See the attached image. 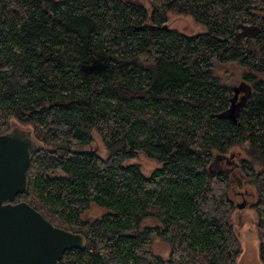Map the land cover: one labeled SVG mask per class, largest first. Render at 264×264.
Listing matches in <instances>:
<instances>
[{"label": "trees", "instance_id": "trees-1", "mask_svg": "<svg viewBox=\"0 0 264 264\" xmlns=\"http://www.w3.org/2000/svg\"><path fill=\"white\" fill-rule=\"evenodd\" d=\"M152 8L0 0V135L18 121L40 143L16 200L84 235L85 247L60 264H238L231 180L216 163L249 143L263 167L242 160L258 190L264 261V79L255 76L264 74V0H152ZM170 11L206 31L169 29ZM246 23L259 27L255 38L239 37ZM215 60L247 70L237 123L227 115L237 90L216 77ZM95 130L107 158L82 148ZM138 152L161 166L146 175L126 165ZM92 204L107 212L86 221ZM147 218L159 224L143 227ZM156 239L170 244L168 259L154 252Z\"/></svg>", "mask_w": 264, "mask_h": 264}, {"label": "water", "instance_id": "water-1", "mask_svg": "<svg viewBox=\"0 0 264 264\" xmlns=\"http://www.w3.org/2000/svg\"><path fill=\"white\" fill-rule=\"evenodd\" d=\"M240 28L242 38H255L260 31L252 25ZM236 97L227 114L235 123ZM39 147L29 129L16 127L0 135V264H60L66 251L85 247L83 234L57 226L27 201L16 202L28 190V170Z\"/></svg>", "mask_w": 264, "mask_h": 264}, {"label": "rangeland", "instance_id": "rangeland-1", "mask_svg": "<svg viewBox=\"0 0 264 264\" xmlns=\"http://www.w3.org/2000/svg\"><path fill=\"white\" fill-rule=\"evenodd\" d=\"M144 3L151 13L152 0H139ZM251 25V23H246ZM167 26L169 29L177 30L187 35H195L206 31L204 25L197 23L193 17L189 15L178 14L176 12H168ZM214 70L216 77L221 83L229 85L232 89L244 88L240 92H236V102L239 105L236 106V110L241 112V103L243 97L248 95L251 83L245 79L247 70L243 68L238 62L222 63L218 60L214 61ZM257 79H264V74H255ZM12 128L20 127L23 129H29V125L24 123L13 121L11 123ZM94 141L90 146L82 147L96 149L98 153L107 158L109 155L108 148L104 143L100 134L95 130L93 132ZM221 160H218L216 166L223 170H229V176L231 180L230 197L235 203V210L231 217V223L233 224L236 233L241 241L242 252L240 253L237 263L238 264H264V261L260 256V235L258 230V213L254 209L253 205L257 201L258 190L254 184V180L246 175L242 168V160H248L255 169L262 170V163L258 152L249 144H239L233 146L230 151ZM126 165L139 164L142 171L146 175H150L154 170L159 168L161 164L148 157L144 152H138L137 155L131 159L125 161ZM59 174L60 171L54 172ZM17 201V200H16ZM22 201V200H20ZM246 201V207L243 209L238 208V204ZM19 202V201H17ZM107 212L106 208H103L97 204H92L88 210L83 213V219L86 221L93 220L101 217ZM159 222L155 218H147L144 220L143 227H155ZM153 249L156 254L162 255L168 259L171 251L170 244L162 239H156L153 244Z\"/></svg>", "mask_w": 264, "mask_h": 264}]
</instances>
